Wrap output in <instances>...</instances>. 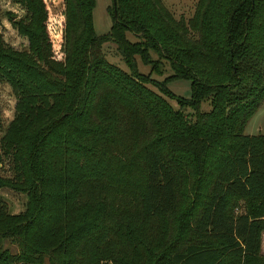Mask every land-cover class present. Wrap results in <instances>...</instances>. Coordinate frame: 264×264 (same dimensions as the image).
I'll return each instance as SVG.
<instances>
[{
  "label": "trees",
  "instance_id": "1",
  "mask_svg": "<svg viewBox=\"0 0 264 264\" xmlns=\"http://www.w3.org/2000/svg\"><path fill=\"white\" fill-rule=\"evenodd\" d=\"M10 1L26 45L0 34L14 96L0 188L25 202L11 213L0 196V264H264V134L243 133L264 99V0H196L187 19L159 0H114L113 16L110 0L101 34L94 0ZM135 57L165 62L189 98Z\"/></svg>",
  "mask_w": 264,
  "mask_h": 264
},
{
  "label": "rangeland",
  "instance_id": "2",
  "mask_svg": "<svg viewBox=\"0 0 264 264\" xmlns=\"http://www.w3.org/2000/svg\"><path fill=\"white\" fill-rule=\"evenodd\" d=\"M160 3L165 7V9L172 15L174 19H178L179 17L183 19H187L191 16L196 0H159ZM55 13L60 5L59 0H55ZM110 0H94V7L92 10V24L95 33L101 34L107 31L110 25V14H109ZM5 11H9L13 13L14 16L11 17V20L16 17H20L22 15V10L20 7L10 0H0V34L5 43L10 45L15 49H22L26 45V40L24 37L19 36L16 31L12 28L9 20L4 15ZM126 38L133 41V37L131 34L126 33ZM102 52L104 54L105 59L119 68L125 70V66L123 65L119 55L115 51L113 45L110 43H105L101 47ZM151 57L155 59L152 53ZM136 67L139 73H149L150 79L154 82L162 83L163 85L173 94L174 97H182L189 98V83L186 80H169L165 82V76L170 73L167 64L162 62L161 65L157 67L156 72L150 73L149 65H143L139 62L138 58L135 57ZM152 90L155 91V88L150 85L148 86ZM168 103L173 106V108L177 107V104L174 100L166 98ZM200 110L205 111L207 109V105L204 102L200 103ZM14 109V96L12 95L9 86L0 82V135L2 134L4 128L8 121L12 118ZM183 112L190 113L188 108H182ZM256 112L249 118L247 123L243 128V133H260L264 134V108ZM2 169H0V174H7V168L4 161L2 165ZM0 196L5 200L7 204L8 211L11 213L20 212L23 208L25 202V196L22 193L14 192L7 188H0ZM264 205V200H263ZM243 210V202L237 201L235 206L232 208L233 213H238ZM264 214V213H263ZM264 221V215H263ZM259 252L264 257V230L261 231L259 237ZM6 247L10 251H14V246L7 244Z\"/></svg>",
  "mask_w": 264,
  "mask_h": 264
},
{
  "label": "crops",
  "instance_id": "3",
  "mask_svg": "<svg viewBox=\"0 0 264 264\" xmlns=\"http://www.w3.org/2000/svg\"><path fill=\"white\" fill-rule=\"evenodd\" d=\"M15 4V3H14ZM17 5V4H16ZM261 108L263 109L264 108V99L262 101V103L260 104V106L258 107V111L259 112L261 110ZM247 134H253L252 132L251 133H247ZM256 134V133H255Z\"/></svg>",
  "mask_w": 264,
  "mask_h": 264
},
{
  "label": "water",
  "instance_id": "4",
  "mask_svg": "<svg viewBox=\"0 0 264 264\" xmlns=\"http://www.w3.org/2000/svg\"><path fill=\"white\" fill-rule=\"evenodd\" d=\"M111 5H112V15L115 16L114 0H111Z\"/></svg>",
  "mask_w": 264,
  "mask_h": 264
}]
</instances>
